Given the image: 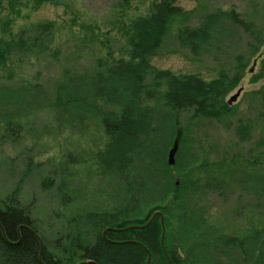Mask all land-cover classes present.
I'll use <instances>...</instances> for the list:
<instances>
[{
    "label": "rangeland",
    "instance_id": "rangeland-1",
    "mask_svg": "<svg viewBox=\"0 0 264 264\" xmlns=\"http://www.w3.org/2000/svg\"><path fill=\"white\" fill-rule=\"evenodd\" d=\"M8 1L0 4V39L24 38L30 46L15 47L0 61L1 204L27 207L49 248L65 258L68 235L92 232L89 214L124 210L145 218L159 206L169 218V238L188 264H242L238 249L217 247L216 239H241L264 228V0H178L188 21L176 20L152 65L208 82L238 70L244 78L227 97L238 95L232 110L221 118L183 112L177 120L159 104L156 133L133 158L126 180L95 160L106 138L91 108L93 77L129 57L124 28L148 14L154 0H53L18 13ZM219 10H235L252 24L253 35L227 25L230 39H221L211 55L195 57L178 41L179 30L198 28ZM47 23L52 28L42 32L38 26ZM98 104L99 111L116 110ZM243 123L252 129L246 141L237 133ZM161 209L155 213L162 215Z\"/></svg>",
    "mask_w": 264,
    "mask_h": 264
},
{
    "label": "trees",
    "instance_id": "trees-1",
    "mask_svg": "<svg viewBox=\"0 0 264 264\" xmlns=\"http://www.w3.org/2000/svg\"><path fill=\"white\" fill-rule=\"evenodd\" d=\"M51 2L53 0H9L8 6L12 13H18L24 6L35 10ZM177 2L154 0L148 14L134 18L124 28L130 47L129 57L115 60L106 72H98L93 77L91 99L95 102L91 108L100 115L106 138L105 147L96 153L95 160L102 170L121 175L124 180L128 179L126 175L133 158L145 152L151 135L156 133L153 118L159 104L166 109L169 117L177 120L183 112L211 119L221 118L232 110L227 97L244 78V72L238 70L233 77L223 73L208 82L198 74L175 75L170 70H159L152 65V59L157 56L176 20L188 21V13ZM10 23L7 21L6 26ZM227 25L243 28L251 35L254 32L252 24L235 10H219L205 15L198 28L180 29L178 41L195 57L211 55L221 39H230ZM38 27L47 32L52 24ZM37 40L33 42L34 46ZM29 46L24 38L12 41L0 39V61L5 62L15 47L26 50ZM260 93L263 111L259 117L264 119V88ZM70 102L57 105L69 106ZM98 102L103 107L112 106L116 110L99 111ZM8 126L20 127L13 122H9ZM251 130L243 123L238 125L237 133L246 141L251 137ZM61 199L63 203L68 201L65 194ZM1 203L0 264H147L149 255V264H188V259H182L169 238V218L164 207L153 208L145 218L129 215L124 210L89 214L86 219L92 232L78 233L74 238L68 235L70 246L65 251V258L49 248L27 207L16 202ZM160 209L166 228L164 245L161 238L164 231L162 217L159 214L152 217ZM143 225L147 226L143 229L133 227ZM216 246L238 249L242 264H264V228L241 239L220 235Z\"/></svg>",
    "mask_w": 264,
    "mask_h": 264
},
{
    "label": "water",
    "instance_id": "water-1",
    "mask_svg": "<svg viewBox=\"0 0 264 264\" xmlns=\"http://www.w3.org/2000/svg\"><path fill=\"white\" fill-rule=\"evenodd\" d=\"M237 97H238V95H236L235 97H233L232 99H231V101H229V104H232L233 102H235V100L237 99ZM178 148H179V142L178 141H176L175 142V144H174V147L172 148V150H171V152L169 153V156H168V162H169V165L170 166H172V165H174L175 164V160H174V157H175V155H176V153L178 152L177 150H178ZM161 215L159 212H157V213H155L154 215H153V218H154V216H156V215ZM161 217H162V226L164 227V216H162L161 215ZM153 218H152V220H153ZM151 220V221H152ZM151 222H149L147 225H149ZM147 225H143V226H133L134 228H141V229H143V227H146ZM165 232H166V228L164 227V231H163V234H162V245H164V240H165ZM150 258H151V256L149 255V258H148V263L147 264H149L150 262H151V260H150ZM169 258V257H168ZM172 263V262H171ZM173 264V263H172Z\"/></svg>",
    "mask_w": 264,
    "mask_h": 264
}]
</instances>
